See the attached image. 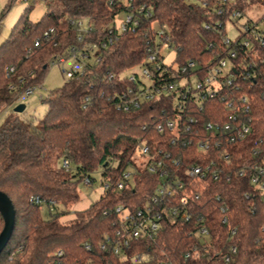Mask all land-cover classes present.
I'll use <instances>...</instances> for the list:
<instances>
[{"label": "trees", "instance_id": "obj_1", "mask_svg": "<svg viewBox=\"0 0 264 264\" xmlns=\"http://www.w3.org/2000/svg\"><path fill=\"white\" fill-rule=\"evenodd\" d=\"M43 1L47 9L38 21L29 18V5L0 42V115L12 108L0 124V190L11 198L16 212L15 228L0 254V264H121L115 252L121 233L114 209L120 203L143 205L159 183L157 175L136 163L141 140L149 143L152 152L159 148L169 151L167 163L181 175L191 164L212 161L224 166L227 175L188 179L202 191L201 199L193 204L197 215L183 224L165 221L153 239L131 243L127 253H149L151 260L142 264H264V191L238 171L243 164L264 158V45L256 44L259 73L242 82L253 131L245 141L228 146L231 156L225 161L219 150L202 154L193 144L172 143L170 132L159 133L156 124L164 115L162 102L130 111L117 109L110 97L120 85L117 79L107 78L143 61L154 38L155 23L168 29L177 62L193 60L204 65L227 55L225 31L215 23L226 15L213 10L219 0H131L132 7L144 5L152 15L143 16L134 31L123 33L102 50L100 61L82 75L65 80L43 96L48 107L36 118L26 114V109L21 113L13 110L19 93L42 84L52 61L67 57L70 46L103 38L128 0ZM255 5H264V0H237L235 7L249 10ZM64 16L87 19L91 32L79 39L77 28L62 21ZM1 24L0 18V28ZM51 28L53 32L46 36ZM226 114L224 101H209L205 111L196 113L198 121L193 126L225 119ZM256 148L261 149L257 156ZM65 159L69 169L63 165ZM132 169L125 187L119 189L123 172ZM96 171H101L108 187L87 208L75 210L72 218L64 220L80 199L83 177H93ZM198 216L209 229V241L191 232L198 225ZM223 217L228 223L222 222ZM3 227L0 212V232ZM230 228L236 230L232 240ZM232 244L236 252L230 250ZM195 250L199 256L184 258L186 251Z\"/></svg>", "mask_w": 264, "mask_h": 264}, {"label": "built area", "instance_id": "obj_2", "mask_svg": "<svg viewBox=\"0 0 264 264\" xmlns=\"http://www.w3.org/2000/svg\"><path fill=\"white\" fill-rule=\"evenodd\" d=\"M236 3L237 0H219L213 7L219 16L226 15L224 20L219 19L215 22L216 27H222L225 31L226 21L231 20L237 27L240 25L243 29L241 28L235 38L228 37L225 32L223 43L228 47L227 55L204 65L193 60L177 62L176 50L172 46L168 29L155 23L154 38L145 49L146 57L143 61L132 69L117 75L110 73L107 77L109 81L117 79L120 85V89L114 90L110 97L116 108L130 111L141 108L149 102H162L164 115L156 124L159 133L170 132L172 143L193 144L202 154L214 149L219 150L220 157L228 161L231 156L228 146L245 141L253 131L249 116L251 107L249 97L242 90V82L256 77L259 73L256 44L264 45V5H255L249 10H243L241 7L236 8ZM122 12L124 17L118 20ZM252 12L258 16L250 15ZM151 15V11L146 6L132 7L131 0H128L124 9L110 23L103 38L70 46L68 56L52 61L51 65L63 64L71 60L69 68L64 69L66 80L82 75L100 61L102 50L117 42L123 33L134 31L140 25L143 16ZM62 21L77 28L79 39L87 37L91 32V25L85 18L64 16ZM53 30L51 28L44 34L49 36ZM164 47L175 51V56L170 62H166L162 54ZM9 70L12 72L14 68L11 67ZM40 85L29 86L21 91L18 100L22 95L33 94ZM251 86L250 83L249 88ZM215 99H221L226 103L228 109V114L224 115L226 118L198 123L194 127V123L198 121L196 116L198 110L205 111L209 101ZM18 100L13 108L19 104ZM84 101L87 103L88 99ZM168 110L171 112L170 116L167 114ZM254 154L256 156L261 154V149L256 148ZM137 156V165L157 175L159 183L143 205L120 203L114 209L121 233L115 252L120 256L121 264H142L150 261L152 257L149 253L128 254L126 249L131 243L142 238L153 239L165 221L183 224L191 222L197 215L193 204L201 199L202 191L196 183L187 182L188 179L201 180L209 174L217 179L220 175H227L223 171L224 166L213 161L206 165L191 164L181 175L173 169V165L167 163L171 156L169 151L159 148L152 152L149 143L145 140L139 142ZM63 165L66 169L70 168L67 159L63 161ZM132 171L133 169L123 172V179L118 182L119 189L125 187ZM238 171L240 175H249L251 183L264 191V158L261 162L245 163L238 168ZM93 181L94 178L90 175H85L82 179L86 185H91ZM107 187L106 181L105 189ZM31 200L38 202L40 199L32 197ZM221 210L225 209L221 208ZM202 220V217L198 216V225L192 228L191 232L209 241L210 232L208 227L201 223ZM222 222L228 223L227 218L223 217ZM235 233L236 230L230 228L229 239L232 240ZM21 249L22 246L19 247V250ZM236 249L237 247L232 244L230 250L236 252ZM57 254L61 255L62 251ZM191 256H199V251L184 253L186 259ZM226 260H229L228 256ZM169 263L161 261L160 264ZM51 264H59V262L54 261Z\"/></svg>", "mask_w": 264, "mask_h": 264}, {"label": "rangeland", "instance_id": "obj_3", "mask_svg": "<svg viewBox=\"0 0 264 264\" xmlns=\"http://www.w3.org/2000/svg\"><path fill=\"white\" fill-rule=\"evenodd\" d=\"M198 1V0H194ZM31 5V7H29ZM29 7V8H28ZM32 21H38L43 14L46 12V4L43 0H38L34 2L33 0H0V18L2 21L0 28V42L7 38L12 30V27L16 24L20 16L26 12ZM250 15H255L253 12ZM258 15L256 14L255 17ZM124 17V12L119 15L118 20ZM263 25V24H262ZM243 29V27H241ZM240 25L236 26V23L231 20L226 21L225 32L228 37L235 38L240 33ZM162 54L165 56V61L170 62L174 56V49L164 47L162 49ZM71 65V60H67L63 64H52L45 75L43 83L35 89L34 93L25 96L22 95L18 100V103L26 104V114H32L36 118L42 117L47 110V103L43 102L41 97H46L51 90L61 87L65 80L64 69L69 68ZM12 108H8L4 114L0 115V124L3 122V117ZM138 158V156L136 157ZM94 181L91 185H86L83 182L79 184L80 199L72 207V212L64 220L70 219L74 216L75 210H81L87 208L95 200H97L105 189V179L102 176L101 171H96L92 173ZM43 213L46 214V209L44 207Z\"/></svg>", "mask_w": 264, "mask_h": 264}, {"label": "water", "instance_id": "obj_4", "mask_svg": "<svg viewBox=\"0 0 264 264\" xmlns=\"http://www.w3.org/2000/svg\"><path fill=\"white\" fill-rule=\"evenodd\" d=\"M25 109H26L25 103H19L13 108V110L18 113L23 112ZM0 212L4 219V227L0 232V254H1L12 237L15 228V217H16L14 204L11 198L1 190H0Z\"/></svg>", "mask_w": 264, "mask_h": 264}]
</instances>
